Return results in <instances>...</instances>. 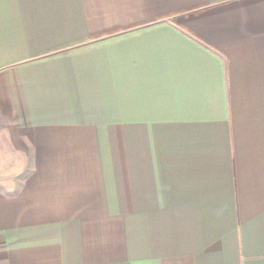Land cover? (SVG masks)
I'll use <instances>...</instances> for the list:
<instances>
[{
  "label": "crops",
  "instance_id": "0c3cea01",
  "mask_svg": "<svg viewBox=\"0 0 264 264\" xmlns=\"http://www.w3.org/2000/svg\"><path fill=\"white\" fill-rule=\"evenodd\" d=\"M0 264H264V0H0Z\"/></svg>",
  "mask_w": 264,
  "mask_h": 264
}]
</instances>
